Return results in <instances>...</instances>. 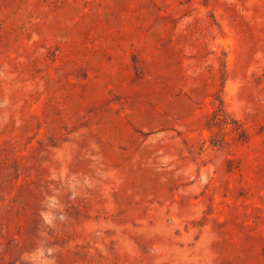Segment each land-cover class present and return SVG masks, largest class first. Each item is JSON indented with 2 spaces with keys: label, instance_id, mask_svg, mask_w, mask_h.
Returning <instances> with one entry per match:
<instances>
[{
  "label": "rangeland",
  "instance_id": "rangeland-1",
  "mask_svg": "<svg viewBox=\"0 0 264 264\" xmlns=\"http://www.w3.org/2000/svg\"><path fill=\"white\" fill-rule=\"evenodd\" d=\"M0 264H264V0H0Z\"/></svg>",
  "mask_w": 264,
  "mask_h": 264
}]
</instances>
